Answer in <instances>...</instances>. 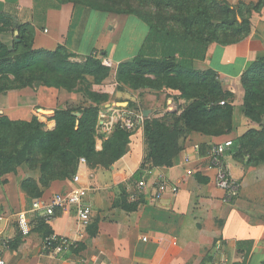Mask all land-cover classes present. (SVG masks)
Segmentation results:
<instances>
[{"label": "crops", "instance_id": "crops-1", "mask_svg": "<svg viewBox=\"0 0 264 264\" xmlns=\"http://www.w3.org/2000/svg\"><path fill=\"white\" fill-rule=\"evenodd\" d=\"M228 1L237 5L241 1L260 0ZM8 5L32 11L35 48L55 49L65 44L75 60H82L95 50L107 53L112 63L111 74L105 80L111 96L107 104H116L115 95V98L125 96L137 102L141 110H150L154 115L160 111L158 115L162 117L186 103L178 90L126 88L121 91L114 84L118 66L138 55L144 45L149 27L141 19L104 11L90 14L83 5L57 6L56 0H0V10ZM0 37L6 45L13 46V33L4 32ZM261 57H264V8L253 12L251 33L245 39L226 46L213 44L204 60L193 61L197 70H216L224 89L235 93L233 130L218 136L187 134L185 147L175 157L173 166L158 168L171 181L180 182L176 195L166 193L153 201L155 191L150 187L144 195L145 202L136 210L115 204L121 186L142 165L143 129L132 134L126 154L110 167L79 165L78 185L87 188L83 200L92 208L90 224L81 226L77 209L72 206L69 210L58 209L48 225L53 233L79 241L80 250L52 255L42 249L47 235L38 226L43 218L32 210L35 199L28 200L20 187L27 178L39 181L40 167L31 170L23 165L0 176V255L8 264H216L223 259L227 264H264V163L247 166L227 152L228 175L239 184V195L227 201V191L217 184L219 169L210 167L209 157L213 144L235 140L251 128L261 129L260 123L245 115L242 84L244 72ZM90 103L83 92L27 87L0 93V114L21 120L36 116L48 129H54L56 110ZM104 140L97 139L98 150H102ZM196 145L200 146L199 151ZM188 170L193 173L188 174ZM76 185L73 178L53 181L38 198L49 202L57 193L68 192ZM21 212L31 222L32 230L28 234L21 231L17 221ZM40 214L44 215V211ZM249 244L251 250L246 256Z\"/></svg>", "mask_w": 264, "mask_h": 264}, {"label": "trees", "instance_id": "trees-1", "mask_svg": "<svg viewBox=\"0 0 264 264\" xmlns=\"http://www.w3.org/2000/svg\"><path fill=\"white\" fill-rule=\"evenodd\" d=\"M56 2L57 6L83 5L89 13L126 14L144 21L149 27L148 35L139 54L118 66V89L178 90L186 101L162 117H146L139 128L143 129L145 137L144 159L131 181L140 180L147 169L172 167L175 157L185 147L188 133L218 136L233 130L235 93L224 89L216 70H197L193 61L204 60L213 44L226 46L249 36L252 14L263 10L264 0L241 1L237 5L228 0ZM16 7L8 5L0 10V36L4 32L14 35L12 47L0 37V93L46 86L83 92L91 102L78 108L56 110L54 129H48L36 116L21 120L0 114V176L17 171L23 164L31 170L40 167L39 181L27 178L20 184L27 199L33 200L53 181L73 178L81 157H85L88 164L110 167L126 154L135 131L116 127L104 140L102 150L97 149L99 113L111 100L109 86L105 83L112 71L111 63L106 61L107 53L95 50L82 60H75L65 44L55 49L35 48L36 26L32 11ZM242 84L245 115L260 123L261 129L251 128L233 140L228 153L238 162L257 166L264 163V57L244 72ZM129 107L140 109L132 100ZM74 112H80L81 116ZM199 179L204 181L200 175ZM142 202H145L144 195L131 201L125 185L121 186L115 204L133 211ZM38 228L47 236L53 233L45 219L39 220ZM80 248L79 243L71 250Z\"/></svg>", "mask_w": 264, "mask_h": 264}, {"label": "built area", "instance_id": "built-area-1", "mask_svg": "<svg viewBox=\"0 0 264 264\" xmlns=\"http://www.w3.org/2000/svg\"><path fill=\"white\" fill-rule=\"evenodd\" d=\"M106 61L107 63H111L110 59ZM114 84L118 85V82L115 81ZM221 104H225V101H221ZM145 119L144 111L141 109H135L129 107V105L121 107L117 104H106L99 113L98 138L106 139L116 127H121L127 131H136L142 128ZM232 145L233 140L231 139L215 143L212 145L209 153L211 160L210 167H217L219 169L217 184L227 191V201H232L239 195V184L231 175H228L225 165V157ZM195 148L199 151L200 146L196 145ZM81 164H87L85 157L80 158L79 165ZM192 173L193 170H188V174ZM73 182L77 185L72 190L57 193L49 202L39 198L35 199L32 206L33 212L48 222L57 215L56 212L58 209L69 210L72 206H75L79 224L87 227L92 218V208L83 200L87 194V188L78 185L80 182V175L78 173L74 175ZM126 187L131 201H137L150 187H154L155 192L152 200L156 201L161 199L166 193L176 195L180 190V182L171 181L165 172L159 171L157 167H154L147 169L140 180H129ZM41 211H44V215L40 214ZM17 221L24 234L31 232V222L25 212L19 213ZM78 242L76 239L73 240L68 236L52 233L44 238L42 249L44 253L56 255L57 253L69 251L72 247H77L79 245ZM0 264H8L6 259L1 255ZM216 264H227V260L223 259Z\"/></svg>", "mask_w": 264, "mask_h": 264}, {"label": "rangeland", "instance_id": "rangeland-1", "mask_svg": "<svg viewBox=\"0 0 264 264\" xmlns=\"http://www.w3.org/2000/svg\"><path fill=\"white\" fill-rule=\"evenodd\" d=\"M18 10H22V9H20L19 7H16ZM41 12V11H40ZM39 12V13H40ZM91 13H93V12H91ZM90 13V14H91ZM115 97H117L116 95L113 97V99H114V101H115V103L117 104L118 102L119 103H121V102H129L130 101V99H128V97H125V96H121V98H115ZM122 97H125V98H122ZM118 106H122V107H125V106H127V103H124V104H117ZM128 105H129V103H128ZM141 109V108H140ZM158 114H160V111H157L156 113H155V115H158ZM165 114V113H164ZM154 115V113H151V116L152 117H154L155 116ZM159 117H160V115H158ZM23 165H25V164H23ZM22 165V166H23ZM22 166H20V167H22ZM148 192V191H147ZM146 192V193H147ZM145 193V194H146ZM145 194H143V195H145ZM142 197V196H141Z\"/></svg>", "mask_w": 264, "mask_h": 264}, {"label": "water", "instance_id": "water-1", "mask_svg": "<svg viewBox=\"0 0 264 264\" xmlns=\"http://www.w3.org/2000/svg\"><path fill=\"white\" fill-rule=\"evenodd\" d=\"M15 36H16L17 39H18V37H19V32H18V31L15 32ZM124 103H127V105H128L129 102H121V103L118 102L117 104H124ZM121 107H122V106H121ZM74 114H75L76 116H81V113H80V112H74ZM150 114H151V111H150V110H145V111H144V115H145V117H149Z\"/></svg>", "mask_w": 264, "mask_h": 264}]
</instances>
